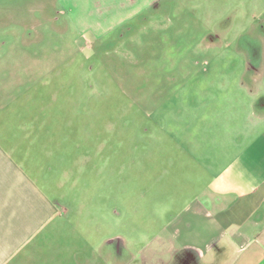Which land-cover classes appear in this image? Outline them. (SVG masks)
<instances>
[{
  "label": "rangeland",
  "instance_id": "rangeland-1",
  "mask_svg": "<svg viewBox=\"0 0 264 264\" xmlns=\"http://www.w3.org/2000/svg\"><path fill=\"white\" fill-rule=\"evenodd\" d=\"M169 2L166 13L144 14L151 21L95 39L80 32L60 0H0V134L9 135L16 159L72 218L89 176L84 212L108 215L97 223L109 233L117 231L119 212H131L127 200L145 198L143 191L162 198L165 169L180 170L177 158H150L166 149L164 138H177L170 149L179 152L181 134L233 127L256 96L250 89L264 85V0ZM51 141L59 143L56 172L44 173L43 146ZM68 160L76 171L71 179L63 172ZM86 223L66 222L49 243L63 235L80 246ZM93 229L96 246L102 237Z\"/></svg>",
  "mask_w": 264,
  "mask_h": 264
},
{
  "label": "crops",
  "instance_id": "crops-1",
  "mask_svg": "<svg viewBox=\"0 0 264 264\" xmlns=\"http://www.w3.org/2000/svg\"><path fill=\"white\" fill-rule=\"evenodd\" d=\"M60 1L80 32L95 39L129 24L151 21L152 16L144 18L146 13H166L172 8L171 0ZM250 92L256 96L248 103L246 117L238 123L237 116L233 127L220 126L218 134L198 135V128L193 130L196 133L181 134L179 152L170 149L177 138H164L166 149L153 152L150 158L160 155L168 162L177 158L173 163L180 164V170L165 169L162 177L153 171L156 178L164 176V188L159 185L157 191L162 198L148 197L143 191L145 198L127 200L131 212H119L113 233L97 223L108 215L86 217L84 207L92 197L87 196L92 186L89 176L84 196L73 200L79 217L72 218L73 212L60 211L42 183L16 159L19 150L12 147L9 135L0 134V264H264V85ZM58 144L51 141L43 146L48 158L44 173L56 172L53 158ZM66 164L63 172L71 179L75 166L70 161ZM152 206L156 209L150 211ZM55 220L61 225L55 227ZM82 220L90 222L84 225L83 244H72L63 235L57 240L60 245L49 243L66 228V222L75 225ZM92 229L96 238L102 237L96 246Z\"/></svg>",
  "mask_w": 264,
  "mask_h": 264
}]
</instances>
